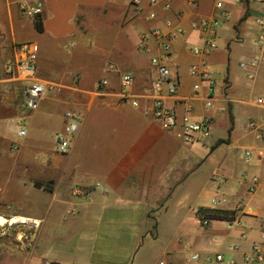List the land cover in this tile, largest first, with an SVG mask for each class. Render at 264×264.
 <instances>
[{
    "label": "crops",
    "instance_id": "1",
    "mask_svg": "<svg viewBox=\"0 0 264 264\" xmlns=\"http://www.w3.org/2000/svg\"><path fill=\"white\" fill-rule=\"evenodd\" d=\"M130 1L0 0V200L21 209L9 216L0 211L5 224L17 225L0 227V237H11L0 243V264H192V253L241 264L261 242L264 183L253 185L249 177L264 178V62L247 69L239 63L257 55L256 41L264 51V4L160 0L152 6L141 0L138 12ZM216 1L228 17L206 57L214 79L206 108L193 93L195 84L203 92L204 83L189 74L198 60L190 48L202 46L192 24L217 16ZM24 2L41 5L42 31L20 10ZM166 22L178 30L169 68L179 85L166 104L180 117L188 103L195 118L212 121L209 136L191 144L149 114L156 76L150 58L158 50L148 33L167 32ZM142 34L146 50L137 47ZM23 44L36 53L35 76L56 84L30 113L22 82L4 72ZM234 54L240 61L231 72ZM123 73L133 76L136 107L118 96ZM100 80L106 85L97 87ZM66 111L80 117V126L61 154L55 135ZM18 119L26 129L22 138L12 128ZM245 149L253 152L249 163ZM219 199L224 203H212ZM199 208L234 211V219L203 222Z\"/></svg>",
    "mask_w": 264,
    "mask_h": 264
},
{
    "label": "built area",
    "instance_id": "2",
    "mask_svg": "<svg viewBox=\"0 0 264 264\" xmlns=\"http://www.w3.org/2000/svg\"><path fill=\"white\" fill-rule=\"evenodd\" d=\"M149 5H156L160 0H147ZM264 4V0H261ZM141 0H131L130 4L136 8V11L140 12L141 8L139 4ZM20 10L31 18L40 16L42 8L40 4H28L26 2L19 5ZM215 8L219 10V14L210 18H200L198 21L192 24L201 32L202 46L191 47V52L197 56L198 60L190 65L189 74L192 77L199 79L204 83L203 92L199 84L193 86V93L195 97H201L204 101L206 108H209L213 102L214 96V79L211 76L209 64L207 62V55L215 49L216 31L221 21L227 19V12L223 10L221 1H216ZM264 13V7L262 9ZM155 13L149 12L147 14L148 20L155 19ZM168 28L167 32L161 31L159 28H153L149 31L150 35L158 50L157 54H154L150 58L151 65L155 68L156 76L151 85L150 94V108L149 114L151 118L158 123L160 128L166 132L173 133L175 137L179 138L183 143L191 144L199 142L208 137L211 132L212 121L209 117L197 119L192 115V106L190 104L184 105V113L178 117L173 109L167 106L166 101L175 97L178 90V81L172 74L169 68V62L171 57V45L175 38V33L178 30H172L169 22L165 23ZM262 40H264L262 36ZM147 36L142 34L139 37L138 49L146 50L147 48ZM263 41H256L258 53L249 62L239 63V66L243 69H247L249 66H259L264 62V51L262 49ZM36 53L33 48L28 44L20 46V55L13 61H8L4 65V72L11 80L21 81L23 84V108L27 112H32L36 109L39 100L50 91L56 89V84L46 82L38 79L35 76L36 70ZM105 80L97 82V87L106 85ZM133 76L131 73H123L120 76V86L118 96L121 100H129L131 105L136 107L138 105L135 97L132 94ZM263 100L257 99V103L261 104ZM65 124L62 131L55 135V144L58 153L64 154L69 149L70 140L76 135L80 126V117L71 112L66 111L63 115ZM248 127L255 128L254 123H249ZM15 135L18 138H22L26 134L25 125L22 119H18L12 124ZM253 152L251 149H245L242 152V158L245 163H249L252 159ZM243 179L247 178L243 175ZM220 183H223L224 178L220 177ZM250 182L255 185L259 181L264 183V178L259 179L256 176L249 177ZM78 191H75L77 193ZM214 205L224 203V199L213 200ZM207 219H203V222ZM261 242L258 246H253L251 251L244 253L241 256V264H264V232L260 235ZM229 249L236 250L235 245H229ZM190 261L192 264H239L235 259H225L222 254L214 255H200L198 253H192L190 255ZM162 264V263H160Z\"/></svg>",
    "mask_w": 264,
    "mask_h": 264
},
{
    "label": "rangeland",
    "instance_id": "3",
    "mask_svg": "<svg viewBox=\"0 0 264 264\" xmlns=\"http://www.w3.org/2000/svg\"><path fill=\"white\" fill-rule=\"evenodd\" d=\"M230 58H231L230 59V64H231L230 67H231V70H232L231 72H236L234 70L237 69V65H238V62L240 61V59L235 54L232 55V56H230ZM225 72L226 71H222V74H224ZM219 79H220V82H222V78H219ZM257 96H258V92L256 90L253 93V95H252L251 98H256ZM228 99L230 100V95H228ZM0 211L3 212L6 216L16 215V214H20L21 213V209H20V207L18 205H16V204H10L9 202H7L5 200H0ZM16 226H17L16 224L12 225L11 227L8 224H4L3 226H0V227H2L1 228L2 230H4V229L11 230V228L13 229V227H16ZM10 238L11 237L10 236H7V235L1 236L0 237V243H6V244H8V241H9ZM148 241H150V240L147 239V242Z\"/></svg>",
    "mask_w": 264,
    "mask_h": 264
},
{
    "label": "trees",
    "instance_id": "4",
    "mask_svg": "<svg viewBox=\"0 0 264 264\" xmlns=\"http://www.w3.org/2000/svg\"><path fill=\"white\" fill-rule=\"evenodd\" d=\"M34 27L38 31H42V23H41V16H36L33 21ZM197 215L201 219H216V220H227L231 221L234 219V211H226V210H219V209H207V208H199L197 210Z\"/></svg>",
    "mask_w": 264,
    "mask_h": 264
},
{
    "label": "bare ground",
    "instance_id": "5",
    "mask_svg": "<svg viewBox=\"0 0 264 264\" xmlns=\"http://www.w3.org/2000/svg\"><path fill=\"white\" fill-rule=\"evenodd\" d=\"M6 223V220L0 216V225H4Z\"/></svg>",
    "mask_w": 264,
    "mask_h": 264
}]
</instances>
